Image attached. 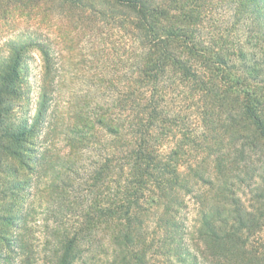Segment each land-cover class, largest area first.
<instances>
[{"label":"trees","instance_id":"16d2710c","mask_svg":"<svg viewBox=\"0 0 264 264\" xmlns=\"http://www.w3.org/2000/svg\"><path fill=\"white\" fill-rule=\"evenodd\" d=\"M225 4L234 18L264 15V0H0V18L13 5L59 14L61 39L91 23L112 46L114 97L94 117L111 138L90 177L103 196L84 217L108 264H264V32L248 30L254 50L234 49L227 28L206 35ZM28 42L12 41L0 64V112L20 97ZM32 42L49 64V44ZM87 123L79 114L70 143ZM27 131L2 135L22 146Z\"/></svg>","mask_w":264,"mask_h":264},{"label":"rangeland","instance_id":"374dc122","mask_svg":"<svg viewBox=\"0 0 264 264\" xmlns=\"http://www.w3.org/2000/svg\"><path fill=\"white\" fill-rule=\"evenodd\" d=\"M16 6L7 18H0V64L12 41L31 44L19 68L20 97L9 111L0 112V264H63L65 254L73 257L71 264H108L111 256L106 258L98 247V225L88 227L84 217L103 196L101 184L90 177L111 138L94 117L100 107L106 111L114 97L112 46L103 49L101 37L107 35L91 23L74 41H65L59 14L41 17L30 7ZM228 7L217 9L205 34L227 28L241 43L234 49L254 50L247 43L248 30L264 32V15L254 21L247 14L238 19ZM32 41L49 44V64ZM173 105L182 116L192 117L187 102L178 99ZM79 114L89 122L79 128L86 140L70 143L69 128ZM18 123L28 129L22 146L2 135ZM193 207L191 202L190 211Z\"/></svg>","mask_w":264,"mask_h":264}]
</instances>
